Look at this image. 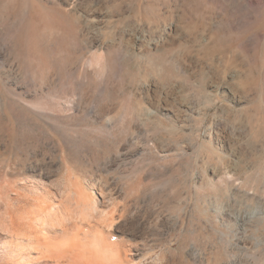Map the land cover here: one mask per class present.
<instances>
[{
  "label": "rangeland",
  "instance_id": "1",
  "mask_svg": "<svg viewBox=\"0 0 264 264\" xmlns=\"http://www.w3.org/2000/svg\"><path fill=\"white\" fill-rule=\"evenodd\" d=\"M99 180L147 252L264 264V0H0V220Z\"/></svg>",
  "mask_w": 264,
  "mask_h": 264
},
{
  "label": "bare ground",
  "instance_id": "2",
  "mask_svg": "<svg viewBox=\"0 0 264 264\" xmlns=\"http://www.w3.org/2000/svg\"><path fill=\"white\" fill-rule=\"evenodd\" d=\"M94 142L96 141L94 140ZM91 143L93 145V141ZM123 148L125 146L121 147V150ZM117 156L112 157V161L115 163L119 159ZM112 164L108 168H111ZM47 166L51 167L50 164H47ZM45 167L46 165L33 164L30 170L37 177V180L34 181L35 177L29 180L31 178L29 176V179H25L26 182L34 185L38 183L43 185V181L50 176L49 170L47 171L46 169L48 167ZM116 167L112 169L120 171L121 168ZM112 184L111 182L100 180L87 183L75 181L71 186L63 187L62 193L65 197L64 199L60 198V200H58L59 194L56 196L44 190L32 199L30 208H24L19 213H12L9 210L10 206L6 205L4 218L0 220V258H6L10 264H171L172 259L171 256L168 257V253L170 254L174 251L171 249L170 244L155 254L147 252L143 248V243L153 232V227L148 221L140 220L136 214L132 213L133 211L130 212L125 210V208L124 210L122 209L123 211L118 209L115 195L120 194V190L112 186ZM129 190L130 192L136 191V193L140 191L139 189L137 192V188L134 189V187L133 189L129 187ZM85 220L89 221L84 223ZM70 221H79L81 223L82 227L78 228V233L65 232L63 226ZM161 224L163 228H169L168 217L163 218ZM80 234L82 236H79Z\"/></svg>",
  "mask_w": 264,
  "mask_h": 264
}]
</instances>
